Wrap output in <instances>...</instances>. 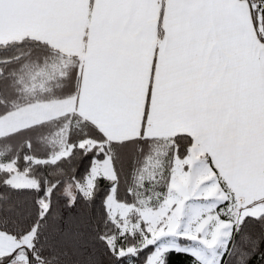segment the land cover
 Listing matches in <instances>:
<instances>
[{"label": "snow or ice", "instance_id": "1", "mask_svg": "<svg viewBox=\"0 0 264 264\" xmlns=\"http://www.w3.org/2000/svg\"><path fill=\"white\" fill-rule=\"evenodd\" d=\"M0 264H264V0H0Z\"/></svg>", "mask_w": 264, "mask_h": 264}]
</instances>
